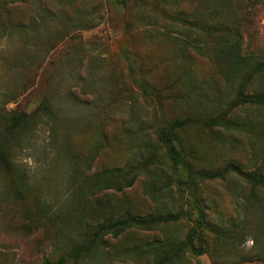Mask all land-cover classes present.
Here are the masks:
<instances>
[{
  "label": "rangeland",
  "instance_id": "rangeland-1",
  "mask_svg": "<svg viewBox=\"0 0 264 264\" xmlns=\"http://www.w3.org/2000/svg\"><path fill=\"white\" fill-rule=\"evenodd\" d=\"M0 264H264V0H0Z\"/></svg>",
  "mask_w": 264,
  "mask_h": 264
},
{
  "label": "trees",
  "instance_id": "trees-1",
  "mask_svg": "<svg viewBox=\"0 0 264 264\" xmlns=\"http://www.w3.org/2000/svg\"><path fill=\"white\" fill-rule=\"evenodd\" d=\"M21 120H22V116H18V117L15 119L14 123L16 124L17 121H21ZM180 124H181V122H179V121H176V122H175V125H176V126H177V125H180ZM162 140H163V142L166 144L168 151H169L171 154H173V150H174V148H173V147L171 146V144H170L169 136L166 134V135L162 138ZM136 219H137V218H134V216L126 217V218H124L122 221L119 222V223H120L119 225H125V224H127V223H129V222H135V221H138L139 223H144V224H145V222H143V221H141V220H136ZM146 223H148V222H146ZM189 236H191V237H195V238H199V237H200L199 229L192 228V230L189 231Z\"/></svg>",
  "mask_w": 264,
  "mask_h": 264
}]
</instances>
